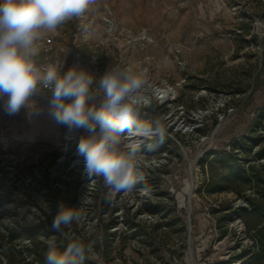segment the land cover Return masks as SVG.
<instances>
[{
    "label": "rangeland",
    "instance_id": "rangeland-1",
    "mask_svg": "<svg viewBox=\"0 0 264 264\" xmlns=\"http://www.w3.org/2000/svg\"><path fill=\"white\" fill-rule=\"evenodd\" d=\"M56 31L57 46L86 31L90 42L114 48L115 55L100 64L98 76L108 65L139 64L146 70L144 77L176 84L178 100L188 106L197 103L194 96L202 86L239 94L222 110V120L212 114L198 132L169 128L162 144L154 141L145 153L159 156L165 151L166 161L146 172L130 192L114 193L104 182L92 191L84 187L82 196L66 205L76 206L83 217L66 229L67 238L87 243L90 235V259L97 264H107L102 244L108 223L112 264H232L242 251L254 252L253 216L245 211L250 210L249 200L234 191L198 190L210 176L198 154L202 149L228 150L254 124L264 101L263 65L252 83L264 61V0H96L83 18ZM5 99L0 98V140L13 137L19 152L48 158L63 130H54L50 93L39 97L35 111L25 107L15 114L5 109ZM40 121L35 130L40 137H21ZM200 135L208 139L201 141ZM189 180L190 195L183 192ZM256 194L253 188L244 191L247 197ZM5 245L0 238L2 253ZM0 261L9 264L7 258Z\"/></svg>",
    "mask_w": 264,
    "mask_h": 264
},
{
    "label": "clouds",
    "instance_id": "clouds-1",
    "mask_svg": "<svg viewBox=\"0 0 264 264\" xmlns=\"http://www.w3.org/2000/svg\"><path fill=\"white\" fill-rule=\"evenodd\" d=\"M96 0H0V98L10 114L22 108L35 111L39 97L50 93V114L70 130L83 129L77 152L83 157L90 178L102 177L114 193L130 192L143 180L140 173L142 144L124 139L142 137L162 144L165 125L142 121L145 69L139 64L108 65L96 74L73 65L62 72L60 62L41 63L37 41L45 33L82 17ZM148 147H152L150 143ZM80 203H83L81 198ZM76 206L61 204L51 230L80 223ZM91 245L70 240L60 250L48 242L44 264H86Z\"/></svg>",
    "mask_w": 264,
    "mask_h": 264
},
{
    "label": "built area",
    "instance_id": "built-area-1",
    "mask_svg": "<svg viewBox=\"0 0 264 264\" xmlns=\"http://www.w3.org/2000/svg\"><path fill=\"white\" fill-rule=\"evenodd\" d=\"M108 11L110 13L109 8L106 12ZM105 19L110 22L108 17ZM56 33L57 31L45 33L37 41L40 48L38 59L41 63L54 64L59 61L63 66L62 72H66L73 65H79L95 73L98 79L100 64L115 55L113 47L97 41L90 42L86 31H83L81 36L74 33L72 43L60 46H57ZM144 80L142 97L145 108L141 120L155 122L159 119L167 130L170 128L182 132H198L212 114L222 120L225 117L222 110L226 109L234 95H239L223 91L211 92L202 86L194 96L197 103L188 106L178 100L176 84L158 80L150 74H147ZM153 108L156 110L153 111ZM62 127L61 141L48 158L40 152L31 154L19 152L18 144L12 139L0 145V238L6 245L12 244L22 249L32 247V237L22 234L12 240L10 238L15 232L27 233L37 229L38 238L44 243L55 241L59 237L66 247L72 240L66 236L67 228L63 234L51 230L52 219L59 206L70 205L72 200L80 198L84 187L92 191L96 183L104 182L102 177L90 178L87 175L83 157L78 155L77 147L81 136L85 134L84 130H70L63 124ZM199 137L201 141L208 139L207 135ZM133 139L142 144L140 165L142 176L165 163L167 156L165 151L159 156L145 153L151 148L148 145L151 143L153 146L154 141L142 137H126L124 140L129 143ZM229 148L230 146L228 150ZM207 151L202 149L198 157ZM1 251L0 259L5 262V255ZM23 253L27 260H32V255L26 250Z\"/></svg>",
    "mask_w": 264,
    "mask_h": 264
},
{
    "label": "trees",
    "instance_id": "trees-1",
    "mask_svg": "<svg viewBox=\"0 0 264 264\" xmlns=\"http://www.w3.org/2000/svg\"><path fill=\"white\" fill-rule=\"evenodd\" d=\"M262 63V62H261ZM258 68V71L252 83L256 81L260 71L263 69L264 61ZM251 83V82H250ZM200 165L203 169L209 171L210 176L202 183L198 190L205 187L208 193H216L221 191H234L243 198H247L250 203V210H245L249 215L253 216L249 226L254 229V237L256 239L257 249L250 253L247 250L242 251L236 257L232 264H263L264 262V101L257 108L255 113L254 124L248 128L245 134L235 138L230 143L229 150L222 149L217 151H207L200 158ZM247 188H253L257 191L256 196L247 197L244 191ZM131 228L138 229V224H130ZM112 223L104 226L105 242H103V256L106 258L107 264H112V241L109 240L110 228ZM32 237L33 246L25 249L17 248L10 244L6 245L4 255L9 264H31L37 262L44 264L45 253L48 243H44L38 238V230L32 229L27 233L12 234L11 240L19 235ZM138 232H133V237ZM35 237V239H34ZM92 237L89 235L87 244L90 243ZM102 242V241H101ZM55 243L60 250L64 249V245L59 237ZM99 248L100 243L96 242ZM24 250L32 255V260H27L24 256ZM1 260V259H0ZM1 262V261H0ZM1 264V263H0ZM86 264H97L89 259Z\"/></svg>",
    "mask_w": 264,
    "mask_h": 264
},
{
    "label": "crops",
    "instance_id": "crops-1",
    "mask_svg": "<svg viewBox=\"0 0 264 264\" xmlns=\"http://www.w3.org/2000/svg\"><path fill=\"white\" fill-rule=\"evenodd\" d=\"M42 123H41V121L40 122H38V124L36 125V124H34V126H32L33 128L30 130H28L27 132H23V134L21 135V137L22 138H27V139H36L37 137H40V135H41V133H39V132H36L37 130H36V126H40ZM61 126H62V124L61 123H58L55 119H54V130H56L57 128H58V130H62L63 129V127H62V129H61ZM35 128V129H34ZM36 130V131H35ZM62 132H63V130H62ZM61 132V133H62ZM49 136H51L50 134H49ZM13 140L14 141V143L15 144H18V143H16L15 142V139L13 138V137H3V138H1V144L2 143H7V141L8 140ZM19 145V144H18Z\"/></svg>",
    "mask_w": 264,
    "mask_h": 264
},
{
    "label": "bare ground",
    "instance_id": "bare-ground-1",
    "mask_svg": "<svg viewBox=\"0 0 264 264\" xmlns=\"http://www.w3.org/2000/svg\"><path fill=\"white\" fill-rule=\"evenodd\" d=\"M192 190H193V183H192L191 180H189V181H187L186 185L184 186L183 192L185 194H189L190 195ZM180 197H182V195H180Z\"/></svg>",
    "mask_w": 264,
    "mask_h": 264
}]
</instances>
